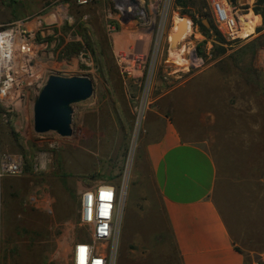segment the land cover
Wrapping results in <instances>:
<instances>
[{"label":"rangeland","instance_id":"rangeland-1","mask_svg":"<svg viewBox=\"0 0 264 264\" xmlns=\"http://www.w3.org/2000/svg\"><path fill=\"white\" fill-rule=\"evenodd\" d=\"M0 1L9 5L11 0ZM20 2L25 6L26 1ZM61 2L51 0L44 10L50 8L52 14L48 23L42 24L36 15L27 19L31 28L43 29L37 32L38 39L49 42L41 55V69L47 78L51 74L87 75L95 89L89 99L72 104L74 133L70 137L34 130L36 95L31 90L26 103L18 106L11 121L1 128V147L23 154L26 165L22 174L0 181V264H67L73 240L88 238L77 213L79 190L99 183L124 189L116 264H140L135 260L137 253L151 259L159 252L154 245L126 243L129 237L135 240L148 231L136 214L132 221L127 215L139 167L147 169L146 115L167 110L168 115L186 121V97L195 94L199 99L194 107H208V95L202 90L209 78L218 82L210 88L219 102L221 79L228 93H239L248 101V80L264 78V29L257 28L254 37L228 39L215 23L210 0H97L84 6L74 0L67 13H60ZM255 2L237 0L233 6L242 15L255 16L259 15L253 10ZM184 11L201 19L208 31ZM175 13L190 18L192 27L173 38L172 45L169 37ZM108 22L116 27L113 34L107 31ZM262 25L263 21L259 27ZM178 28L176 25V31ZM71 42L81 46L77 53L67 55L64 49ZM173 49L183 50L182 64L171 58ZM172 96L181 99L177 102ZM219 102L214 101L218 108ZM205 121L210 122L208 117ZM53 140L58 141L55 147ZM145 180L142 183H148ZM44 186L52 201L50 213L39 210L27 198ZM138 205L144 206L140 201ZM4 212L18 215L11 228ZM31 215L37 216L34 226L28 222ZM38 215L46 216L41 219ZM150 223L148 228L154 229L152 220ZM152 264L177 263L164 256Z\"/></svg>","mask_w":264,"mask_h":264},{"label":"crops","instance_id":"crops-1","mask_svg":"<svg viewBox=\"0 0 264 264\" xmlns=\"http://www.w3.org/2000/svg\"><path fill=\"white\" fill-rule=\"evenodd\" d=\"M24 1L25 6L20 0H11L9 5L0 1V25L28 23L34 15L42 24L49 22L50 8L44 10L51 0ZM73 1L62 0L60 13H67ZM255 16L260 18L256 30L263 20L260 14ZM253 33L249 37H254ZM248 81V101L239 93H228L221 79L219 102L210 88L218 82L209 78L202 90L208 95V107L195 108L199 99L195 94L191 99L186 97V121L168 115L167 110L146 115L147 169L139 167L127 215L132 221L136 214L148 231L135 240L126 238L128 246L133 242L157 246L159 252L152 260L170 256L177 264H254L264 256V78ZM172 97L177 102L181 99ZM214 101L221 103L220 108ZM3 127L5 124L0 127V141ZM144 180L148 183H142ZM33 196L40 200L38 209L49 212L46 202L49 200L52 207V201L48 187L34 189L28 201ZM139 201L144 206H139ZM77 213L80 215V207ZM3 216L9 225L18 217L7 212ZM36 217L30 216L31 226ZM151 220L154 229L148 228ZM139 255L135 260L140 264H152L149 257ZM53 257L52 253L49 259Z\"/></svg>","mask_w":264,"mask_h":264},{"label":"built area","instance_id":"built-area-1","mask_svg":"<svg viewBox=\"0 0 264 264\" xmlns=\"http://www.w3.org/2000/svg\"><path fill=\"white\" fill-rule=\"evenodd\" d=\"M75 1L84 6L97 0ZM210 2L215 23L225 37L236 41L250 36L241 34L242 14L231 0ZM28 23L19 21L0 25V127L11 121L18 106L26 103L30 90L37 98L48 79L40 61L49 42L38 39L37 32H43L42 28L38 25L36 29L31 28ZM106 28L111 34L116 29L111 22ZM49 52L50 55L53 53ZM51 145L57 146L58 141L53 140ZM25 165L23 154L0 147V181L7 176L22 174ZM38 199L33 196L29 202L40 207ZM46 203L51 212L49 200ZM123 206L124 189L112 183H99L80 192V223L88 238L73 240L67 264H116ZM254 264H264V256Z\"/></svg>","mask_w":264,"mask_h":264},{"label":"water","instance_id":"water-1","mask_svg":"<svg viewBox=\"0 0 264 264\" xmlns=\"http://www.w3.org/2000/svg\"><path fill=\"white\" fill-rule=\"evenodd\" d=\"M184 29L181 23L173 38L177 39ZM94 89V81L87 75L51 74L34 102V130L40 134L53 131L63 137L72 136V104L89 99Z\"/></svg>","mask_w":264,"mask_h":264},{"label":"bare ground","instance_id":"bare-ground-1","mask_svg":"<svg viewBox=\"0 0 264 264\" xmlns=\"http://www.w3.org/2000/svg\"><path fill=\"white\" fill-rule=\"evenodd\" d=\"M241 20H242V26H243V29L241 31V34L243 36H247V35H250L251 33H253L255 31V26L256 24L260 21V18L258 16H250V15H242L241 16ZM178 23V24H177ZM181 23H184L185 25V28L189 31L192 27V22H191V19L188 18V17H185L184 19L182 17H180L177 13L174 14V17H173V27L171 29V33H170V42L172 43L173 45V35L176 31V25H177V28L179 27V25ZM179 29V28H178ZM174 51L175 49L171 50V58L174 57L175 58V62L177 64H182V61L183 58L181 57V54H182V49H179L177 51H175V54H174Z\"/></svg>","mask_w":264,"mask_h":264},{"label":"trees","instance_id":"trees-1","mask_svg":"<svg viewBox=\"0 0 264 264\" xmlns=\"http://www.w3.org/2000/svg\"><path fill=\"white\" fill-rule=\"evenodd\" d=\"M180 1L181 0H179V2ZM231 1L232 3H236L237 0H231ZM253 10L255 11V13L260 14L263 19V25L261 27H258V29L260 30L264 29V0H256L253 6ZM184 13L190 15L194 23L199 25L203 31H208V28L202 23L201 19H199L196 15L190 14L189 11H184ZM205 16L208 17L209 15L206 14ZM80 46H81L80 43L71 42L65 47L64 52L67 55L77 53L80 49Z\"/></svg>","mask_w":264,"mask_h":264}]
</instances>
